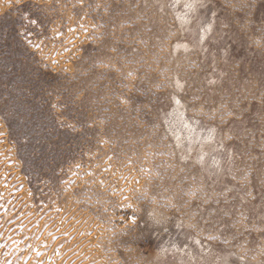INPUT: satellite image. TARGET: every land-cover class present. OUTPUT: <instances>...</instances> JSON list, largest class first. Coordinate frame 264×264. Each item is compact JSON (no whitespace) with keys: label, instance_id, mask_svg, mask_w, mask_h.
Returning <instances> with one entry per match:
<instances>
[{"label":"rangeland","instance_id":"rangeland-1","mask_svg":"<svg viewBox=\"0 0 264 264\" xmlns=\"http://www.w3.org/2000/svg\"><path fill=\"white\" fill-rule=\"evenodd\" d=\"M189 1L0 0V264H264V0Z\"/></svg>","mask_w":264,"mask_h":264},{"label":"bare ground","instance_id":"bare-ground-1","mask_svg":"<svg viewBox=\"0 0 264 264\" xmlns=\"http://www.w3.org/2000/svg\"><path fill=\"white\" fill-rule=\"evenodd\" d=\"M182 2H184L186 5L189 4V5L191 6V8H192L193 11L196 10V6H197V5H196L195 2L191 3L189 0H182ZM189 22H191V19H189L188 21H185L184 26H185V27H188ZM201 36H202L203 39H204V37L206 36V33H205L204 30L202 31ZM179 112H180V110H179ZM177 117L179 118L180 123H182L183 118H181V116H177ZM187 123H189V122L186 121V124H187ZM195 132H196V131H195ZM199 133H200V132H199ZM192 135H193V136H195V135L197 136V132H196L195 135L192 133ZM176 136L179 137V136H180V133H177ZM207 136H208V135H207ZM191 138H193V137H191ZM191 138H190V139H191ZM197 138H198V137H197ZM213 138H214V137H213ZM209 139H211V138L209 137ZM209 139L205 140L204 142L207 143V142L209 141ZM192 140H194V139H192ZM192 140H190V141H192ZM183 141H184V140H183ZM203 144H204V143H203ZM203 144H202V145H203ZM200 145H201V144H200ZM0 146H1V145H0ZM192 147H193V146H192ZM0 149H1V148H0ZM190 149H191V148H190ZM202 153H205V152L203 151ZM198 158H199L198 161H199V160H203V158H205V155H204V154H203V155H199ZM202 162H203V161H202ZM13 176H14V175H13ZM74 225H75V224H74ZM75 229H76V228H75ZM95 232H96V231H95ZM77 233H78V232H77ZM66 235H67V234H66ZM61 236H62V235H61ZM54 238H56V237H54ZM93 241H94V240H93ZM91 242H92V241H91ZM85 251H88V250L85 249ZM92 251H93V250H92ZM74 254H75V253H74ZM76 254H78V253H76ZM79 254H80V253H79ZM84 255H85V254H84ZM66 259H67V258H66ZM67 260H68V259H67ZM72 262H73V261H72ZM78 263H79V262H78Z\"/></svg>","mask_w":264,"mask_h":264}]
</instances>
